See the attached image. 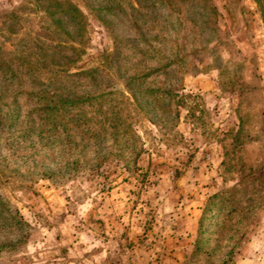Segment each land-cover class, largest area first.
<instances>
[{
    "label": "rangeland",
    "instance_id": "rangeland-1",
    "mask_svg": "<svg viewBox=\"0 0 264 264\" xmlns=\"http://www.w3.org/2000/svg\"><path fill=\"white\" fill-rule=\"evenodd\" d=\"M0 264H264L255 0H0Z\"/></svg>",
    "mask_w": 264,
    "mask_h": 264
},
{
    "label": "trees",
    "instance_id": "trees-1",
    "mask_svg": "<svg viewBox=\"0 0 264 264\" xmlns=\"http://www.w3.org/2000/svg\"><path fill=\"white\" fill-rule=\"evenodd\" d=\"M255 1L260 6L262 19L264 21V0H255ZM67 6H68V9L65 10V14L69 15L72 20H76L77 18L82 17L81 12L74 5L68 3ZM73 101H75V100H73Z\"/></svg>",
    "mask_w": 264,
    "mask_h": 264
}]
</instances>
